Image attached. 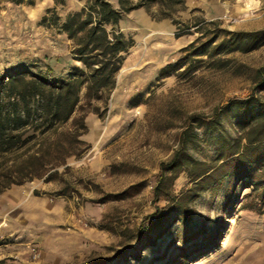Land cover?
I'll use <instances>...</instances> for the list:
<instances>
[{"label": "rangeland", "instance_id": "374dc122", "mask_svg": "<svg viewBox=\"0 0 264 264\" xmlns=\"http://www.w3.org/2000/svg\"><path fill=\"white\" fill-rule=\"evenodd\" d=\"M23 1L0 0V75L48 67L52 77L68 78L82 67L71 59V41L40 26L54 0ZM85 1L63 0L58 16L79 11ZM198 22L204 23L202 41L215 30H261L264 0H186L173 19L161 21L142 8L125 14L118 29L133 45L105 115L86 113L81 139L90 145L88 152L69 158L68 170L59 169L63 182L33 180L0 193V263L264 264L260 188L247 181L224 183L200 194L180 214L168 200L153 199L160 165L171 158L185 129L193 130L188 154L203 163L217 159L222 139L237 140L232 112L221 118L220 130L207 135L196 123L230 100L247 98L258 84L255 71L264 64V46L216 57L183 52L200 36L193 27ZM181 59L185 64L175 73L158 77L163 67ZM218 59L228 62L219 68ZM195 62L193 72L183 73ZM258 95L264 100V92ZM95 105L101 113L103 105ZM19 155L0 158V169ZM130 187V197L106 200ZM189 187L188 174L181 172L171 195ZM155 212L163 216L158 222L147 218Z\"/></svg>", "mask_w": 264, "mask_h": 264}, {"label": "trees", "instance_id": "16d2710c", "mask_svg": "<svg viewBox=\"0 0 264 264\" xmlns=\"http://www.w3.org/2000/svg\"><path fill=\"white\" fill-rule=\"evenodd\" d=\"M11 1L16 5L24 3L23 0ZM115 1L116 6L110 0H86L79 11L60 19L56 8L63 5V0H54V7L41 18L40 26L65 34L72 43L71 59L82 67L75 68L68 78L52 77L48 67L36 72L23 67L0 75V158L20 154L11 165L0 169V193L12 185L21 186L33 180L63 182L59 169L68 170L67 160L80 159L90 148L81 139L87 131L86 113L92 112L99 117L105 115L124 56L133 45L132 40L118 29L120 20L125 14L141 8L156 21L173 19L184 9L186 2ZM173 23L178 24L175 20ZM203 26V22L193 26L200 36L183 48V52L191 51L190 55L195 57H216L230 52L246 54L264 46V29L249 32L215 30L211 37L202 41ZM188 29V26L184 28ZM183 60L163 67L158 77L175 73L185 64ZM197 62L189 63L183 73L193 72ZM215 62L223 68L228 61L218 59ZM256 81V88L247 98L230 100L210 116L198 119L196 127L207 135L222 128V117H227L229 112L234 114L235 123L232 125L240 135L235 141L221 140L218 157L213 163L196 161L188 154L191 127L181 133L171 158L160 165V174L153 188L154 202L164 198L180 214L183 206L206 190L241 181L260 188V198L264 197V100L258 95L264 92V64L255 71L253 82ZM95 103L103 105L101 113ZM181 172L188 174L190 187L174 197L171 188ZM133 188L110 195L106 200L128 198L134 192ZM157 216L155 212L147 218L158 222L163 217Z\"/></svg>", "mask_w": 264, "mask_h": 264}, {"label": "built area", "instance_id": "2783aa9c", "mask_svg": "<svg viewBox=\"0 0 264 264\" xmlns=\"http://www.w3.org/2000/svg\"><path fill=\"white\" fill-rule=\"evenodd\" d=\"M34 258H36V257H34Z\"/></svg>", "mask_w": 264, "mask_h": 264}]
</instances>
